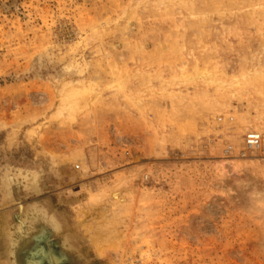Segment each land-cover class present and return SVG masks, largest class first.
I'll list each match as a JSON object with an SVG mask.
<instances>
[{
  "label": "rangeland",
  "instance_id": "rangeland-1",
  "mask_svg": "<svg viewBox=\"0 0 264 264\" xmlns=\"http://www.w3.org/2000/svg\"><path fill=\"white\" fill-rule=\"evenodd\" d=\"M37 206L68 264H264V0H0V264Z\"/></svg>",
  "mask_w": 264,
  "mask_h": 264
},
{
  "label": "bare ground",
  "instance_id": "bare-ground-1",
  "mask_svg": "<svg viewBox=\"0 0 264 264\" xmlns=\"http://www.w3.org/2000/svg\"><path fill=\"white\" fill-rule=\"evenodd\" d=\"M113 197L119 201H125L127 196L125 197L121 189H117L113 193ZM19 206L22 210L23 205L20 201ZM26 214V217L20 220L19 224L6 229V232L4 231L9 243L11 264H29L36 262L38 257L43 258L49 255L57 260H59L58 258L61 255L63 261H68L66 262L68 264L73 258L71 256L73 248L69 240L64 238V241L59 244L55 239H50V237L61 229V224L56 216L46 213L44 206H37L35 209H30ZM46 240L49 241L47 244L48 247L44 244ZM30 242H33L31 248L29 247Z\"/></svg>",
  "mask_w": 264,
  "mask_h": 264
},
{
  "label": "built area",
  "instance_id": "built-area-1",
  "mask_svg": "<svg viewBox=\"0 0 264 264\" xmlns=\"http://www.w3.org/2000/svg\"><path fill=\"white\" fill-rule=\"evenodd\" d=\"M261 147H262L261 135L257 132H248L244 137L243 145L239 149L238 153L240 155H246L250 152L260 150ZM226 149L229 153L233 152L234 150L233 145H228Z\"/></svg>",
  "mask_w": 264,
  "mask_h": 264
}]
</instances>
